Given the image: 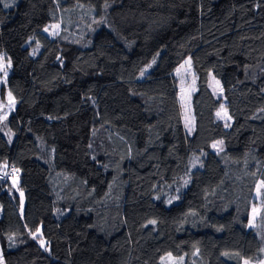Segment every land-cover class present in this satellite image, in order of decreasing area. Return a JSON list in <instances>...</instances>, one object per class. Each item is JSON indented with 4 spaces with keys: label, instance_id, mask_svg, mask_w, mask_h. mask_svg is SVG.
I'll use <instances>...</instances> for the list:
<instances>
[{
    "label": "trees",
    "instance_id": "trees-1",
    "mask_svg": "<svg viewBox=\"0 0 264 264\" xmlns=\"http://www.w3.org/2000/svg\"><path fill=\"white\" fill-rule=\"evenodd\" d=\"M1 54L3 264L264 263V0H0Z\"/></svg>",
    "mask_w": 264,
    "mask_h": 264
},
{
    "label": "rangeland",
    "instance_id": "rangeland-1",
    "mask_svg": "<svg viewBox=\"0 0 264 264\" xmlns=\"http://www.w3.org/2000/svg\"><path fill=\"white\" fill-rule=\"evenodd\" d=\"M59 31H60L59 25H55L50 29V32H52L53 34H57ZM11 71H12V61L9 60L4 54H1L0 55V118L4 117L5 115L8 118L12 114V112L15 111V108L17 107V100L15 99V97L10 91L7 92L5 98L2 95L3 86L8 83ZM180 72H181V77H182L181 99L183 101L184 115L186 117V120L189 126H192V125L195 126V119L193 118L194 113H193V108H192V98H193V94L195 93L197 89V85H196L197 76H196L195 69L193 67V61L191 59H188L181 67ZM219 83H220L219 80L215 76H213L212 86L214 90L216 91V93L218 95H221V85ZM9 94H11V99H10ZM220 112H221L220 115L223 118H225V120L227 121L228 118L230 117L227 114V112L222 111V110ZM6 119H2V121H5ZM5 167L8 168L9 170L7 172V175H8L7 179L11 181L10 185L14 184V187L18 189L19 183H20V175L18 173H15V175H12L11 170H10L11 167L10 166H5ZM0 180L2 181L1 178ZM263 187H264V184H260L258 193H260V190H262ZM23 199L25 203L26 202L25 197H23ZM254 208L257 211L255 213L253 212L252 214V222L255 221V219L257 218L259 214L260 205L257 203L254 205ZM246 262L247 264H264V263L249 262L247 260L245 261V264Z\"/></svg>",
    "mask_w": 264,
    "mask_h": 264
},
{
    "label": "built area",
    "instance_id": "built-area-1",
    "mask_svg": "<svg viewBox=\"0 0 264 264\" xmlns=\"http://www.w3.org/2000/svg\"><path fill=\"white\" fill-rule=\"evenodd\" d=\"M10 167H11L10 170H11L12 175H15V173L20 174V170L17 167H15V166H10ZM8 171H9L8 168H6L5 166H0V178L2 180H5V181L8 180L7 179L8 178L7 172Z\"/></svg>",
    "mask_w": 264,
    "mask_h": 264
},
{
    "label": "snow or ice",
    "instance_id": "snow-or-ice-1",
    "mask_svg": "<svg viewBox=\"0 0 264 264\" xmlns=\"http://www.w3.org/2000/svg\"><path fill=\"white\" fill-rule=\"evenodd\" d=\"M5 7H9V5L8 4H5ZM46 31H47V29H46ZM5 74H6V72H5ZM9 96H10V99H11V94H9ZM225 115H226V113H225ZM217 116H220V113L218 112L217 113ZM7 117H6V115L4 116V117H2V118H0V119H6ZM229 119H230V117H229ZM220 143H222V142H220ZM213 147H216V145H213ZM259 194V193H258ZM257 210L254 208L253 209V212L255 213ZM150 223H155V221H151ZM35 238V237H34ZM42 246H43V244H42ZM0 264H3V260H2V257H0ZM246 264H247V262H246Z\"/></svg>",
    "mask_w": 264,
    "mask_h": 264
}]
</instances>
